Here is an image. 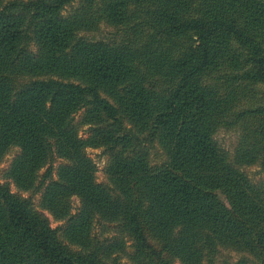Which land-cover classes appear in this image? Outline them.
I'll use <instances>...</instances> for the list:
<instances>
[{"label":"trees","instance_id":"16d2710c","mask_svg":"<svg viewBox=\"0 0 264 264\" xmlns=\"http://www.w3.org/2000/svg\"><path fill=\"white\" fill-rule=\"evenodd\" d=\"M11 154L0 264H264V0H0Z\"/></svg>","mask_w":264,"mask_h":264},{"label":"rangeland","instance_id":"374dc122","mask_svg":"<svg viewBox=\"0 0 264 264\" xmlns=\"http://www.w3.org/2000/svg\"><path fill=\"white\" fill-rule=\"evenodd\" d=\"M103 31L106 33L107 32V28L105 26H103ZM83 133V136H86L87 133L85 131L81 132ZM223 144L227 147L228 146V137H223ZM87 154L89 157H91L98 166L99 172H98V181L102 182L104 180V173H103V169L106 165V161H107V155L103 154V150L102 149H87ZM14 154H11L9 156L6 157L5 161L0 165V182L1 183H5L7 182V179H5L4 177V172L5 170L9 167L10 163L12 162V159L14 158ZM45 171V169L42 170V173ZM247 173L249 174V176L253 179H258L261 175H263L259 169L257 168H252V169H247ZM11 188L13 191H17V188L15 187L14 184H11ZM26 197H29L31 194L29 192H24L23 193ZM40 196L36 195L34 196L35 202L36 204H38ZM80 206V201L78 198L74 199V210L73 212H76L78 210ZM42 210V209H41ZM44 213L48 216V218L51 221V225L52 227H57L58 225H61L63 222H59L54 220L53 216L46 210H44ZM95 231L97 234L102 235V236H112L113 232L111 227H103L100 225V223L96 224V228Z\"/></svg>","mask_w":264,"mask_h":264}]
</instances>
